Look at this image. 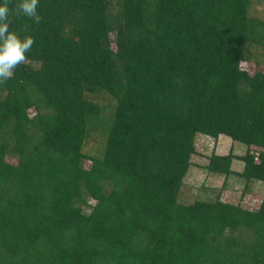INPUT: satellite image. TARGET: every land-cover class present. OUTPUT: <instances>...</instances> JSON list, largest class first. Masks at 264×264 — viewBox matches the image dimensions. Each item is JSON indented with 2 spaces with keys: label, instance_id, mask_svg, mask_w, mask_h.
Segmentation results:
<instances>
[{
  "label": "trees",
  "instance_id": "trees-1",
  "mask_svg": "<svg viewBox=\"0 0 264 264\" xmlns=\"http://www.w3.org/2000/svg\"><path fill=\"white\" fill-rule=\"evenodd\" d=\"M253 1L40 0V25L10 17L35 43L0 84V264H264V191L254 208L177 200L197 134L244 146L207 173L264 184Z\"/></svg>",
  "mask_w": 264,
  "mask_h": 264
},
{
  "label": "rangeland",
  "instance_id": "rangeland-1",
  "mask_svg": "<svg viewBox=\"0 0 264 264\" xmlns=\"http://www.w3.org/2000/svg\"><path fill=\"white\" fill-rule=\"evenodd\" d=\"M250 14L264 20V0H254L250 7ZM95 98L100 105H104L107 102V98L101 95ZM102 140L103 137L99 132H90L82 147L83 153L88 156H98ZM194 148L195 153L190 158L191 165L178 191L177 200L179 202L191 203L194 200L211 199L218 195L223 201L232 203L241 201V205L245 208L257 206L264 191L263 183H254L250 189L243 190V180L237 175H229L224 178L223 175L207 173L202 167L211 152L226 153L231 150L235 154H240L244 151L242 144L231 142L225 137L212 141L211 138L197 134L194 138ZM9 160L13 161L10 158ZM87 164L88 160L85 161V166ZM231 168L236 171L240 170L241 162L234 160ZM242 190L248 192L240 197ZM87 209H89L88 206L85 207V211Z\"/></svg>",
  "mask_w": 264,
  "mask_h": 264
},
{
  "label": "clouds",
  "instance_id": "clouds-1",
  "mask_svg": "<svg viewBox=\"0 0 264 264\" xmlns=\"http://www.w3.org/2000/svg\"><path fill=\"white\" fill-rule=\"evenodd\" d=\"M12 0H3L0 4V84H5L14 75V70L27 63L26 53L32 50L35 39L31 35L23 38L10 31V17H26L35 25L42 23V16L37 11L40 0H18L10 7Z\"/></svg>",
  "mask_w": 264,
  "mask_h": 264
},
{
  "label": "crops",
  "instance_id": "crops-1",
  "mask_svg": "<svg viewBox=\"0 0 264 264\" xmlns=\"http://www.w3.org/2000/svg\"><path fill=\"white\" fill-rule=\"evenodd\" d=\"M203 136H204V135H203ZM205 137H207V136H205ZM224 137H225V138H228V137H226V136H219L216 140L213 139V138H211V140H212V141H217L219 138H224ZM194 138H195V137H194ZM208 138H210V137H208ZM228 139H229V138H228ZM229 140H230V139H229ZM217 153H218V152H217ZM218 154H224V153H218ZM233 161H234V160H233ZM233 161H232V162H233ZM231 164H232V163H231Z\"/></svg>",
  "mask_w": 264,
  "mask_h": 264
}]
</instances>
